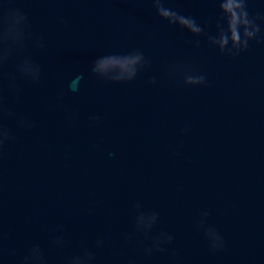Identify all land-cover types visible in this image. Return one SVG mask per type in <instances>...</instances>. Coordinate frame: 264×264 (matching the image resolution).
Instances as JSON below:
<instances>
[{"label": "water", "instance_id": "water-1", "mask_svg": "<svg viewBox=\"0 0 264 264\" xmlns=\"http://www.w3.org/2000/svg\"><path fill=\"white\" fill-rule=\"evenodd\" d=\"M218 3L0 0V264H264V19L221 52Z\"/></svg>", "mask_w": 264, "mask_h": 264}, {"label": "clouds", "instance_id": "clouds-1", "mask_svg": "<svg viewBox=\"0 0 264 264\" xmlns=\"http://www.w3.org/2000/svg\"><path fill=\"white\" fill-rule=\"evenodd\" d=\"M156 7L159 9V5ZM218 8L223 17V25L217 23L216 35H208V40L211 44L215 45L221 52H227L230 55H237L242 50L248 47V42L256 37L260 31V25L256 23L257 19H264V16H249L246 8L245 0H219ZM161 15L167 17L169 22L179 21L180 27L186 29L188 32L199 35L203 29L200 24L191 16H186L178 13L173 9H167L161 11ZM230 42V43H229ZM198 44L199 41H196ZM140 60V54H135L129 58H126V63L131 65L128 76L130 77L135 71V62ZM21 71L24 73H35L37 70L32 65L21 66ZM184 82L186 84H202L205 82V76L203 74L193 75L185 74ZM23 123V121H21ZM7 135V132L0 129V138ZM139 207V204H137ZM207 215V212L203 213ZM147 216V220L144 217ZM157 213L155 211L150 214L141 212L137 216V226L141 229H147L151 227L152 223L156 220ZM206 235L210 237V243L215 247H222L223 241L219 233L212 227L205 229ZM171 240V234L162 233L160 236L153 238L152 247H161V240ZM102 243L99 239L97 244ZM145 251H151L150 247H146ZM85 257L89 258L86 259ZM85 257L76 256L71 258L70 264H90L91 253H85ZM25 260H29V257H25ZM31 259H42L38 250V247L34 246L32 249Z\"/></svg>", "mask_w": 264, "mask_h": 264}]
</instances>
